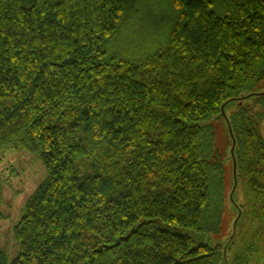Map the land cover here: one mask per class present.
I'll return each mask as SVG.
<instances>
[{
  "label": "trees",
  "instance_id": "1",
  "mask_svg": "<svg viewBox=\"0 0 264 264\" xmlns=\"http://www.w3.org/2000/svg\"><path fill=\"white\" fill-rule=\"evenodd\" d=\"M163 1L0 0V152L47 170L0 264H221L159 224L224 231L227 164L199 124L264 86V0ZM253 104L229 115L237 242L248 168L264 164Z\"/></svg>",
  "mask_w": 264,
  "mask_h": 264
},
{
  "label": "rangeland",
  "instance_id": "2",
  "mask_svg": "<svg viewBox=\"0 0 264 264\" xmlns=\"http://www.w3.org/2000/svg\"><path fill=\"white\" fill-rule=\"evenodd\" d=\"M162 3L164 7H158L161 12L165 13V1L162 0ZM131 27L134 28L133 25ZM253 107L256 113L264 111L261 105L253 104ZM209 130L213 134L214 154L225 157L229 142L224 134L223 124L217 122ZM261 133L264 138V117L261 121ZM248 170L244 182L247 196H241L242 202L247 201L248 215L240 231L239 241L230 253V264H264V164L260 166L257 164ZM227 174H231L229 166H227ZM228 175L226 186L230 185ZM46 176L47 170L36 156L15 149L0 152V180L2 182L0 249L6 251L10 260H13L19 252V246L13 237V230L21 220L28 200ZM231 221L227 214L222 235H226L229 231Z\"/></svg>",
  "mask_w": 264,
  "mask_h": 264
},
{
  "label": "water",
  "instance_id": "3",
  "mask_svg": "<svg viewBox=\"0 0 264 264\" xmlns=\"http://www.w3.org/2000/svg\"><path fill=\"white\" fill-rule=\"evenodd\" d=\"M264 99V86L255 91H244L237 97H234L227 102H225L220 113L217 116L211 117L208 121L199 124L200 127H208L217 122H221L224 128V134L229 142V148L225 154L223 163L231 169V190L229 192V204H228V215L231 218V226L226 235H221L219 237L211 236L210 234L200 233L196 234L194 231L185 230L181 231L177 228H171L169 226H163L161 223V229H167L178 235H190L191 239L200 246L201 244L209 246L211 249L221 248L222 249V260L221 264H229L230 252L238 240V230L243 219L244 210L239 203L240 194V182L238 177V161H237V148L238 142L235 137L233 125L230 120V109L244 108L249 103L256 101L258 99ZM230 140V141H229ZM157 222V221H152Z\"/></svg>",
  "mask_w": 264,
  "mask_h": 264
}]
</instances>
